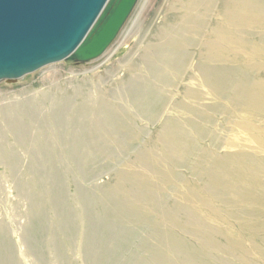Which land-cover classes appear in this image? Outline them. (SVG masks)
<instances>
[{
  "label": "rangeland",
  "instance_id": "1",
  "mask_svg": "<svg viewBox=\"0 0 264 264\" xmlns=\"http://www.w3.org/2000/svg\"><path fill=\"white\" fill-rule=\"evenodd\" d=\"M156 1H137L105 54L87 62H53L20 78L0 81V264H139L146 260L143 241L157 221L153 213H160L168 204L182 205L199 222L206 224L207 233H214L218 247L229 250L228 264L244 262L241 256L246 249H251L249 245L255 249L254 243L247 240L248 236H264V113L260 118L261 131L240 127L244 118L249 120L245 117L247 104L240 98L232 101L229 87H222L211 100L203 101L200 108L209 122L206 133L198 138V149L175 170L165 165L164 152L159 148L150 154L158 169L156 173L135 160L141 158L142 147L153 138L151 131L157 127L156 121L135 119L136 128L149 130L136 137L123 134L116 140H98L95 148L84 152L83 163L78 162L83 158L81 154L67 152L72 149L69 145L73 140L65 138L62 130H49L41 121L44 111L56 108L50 101H54L53 95L58 91H68L76 99L80 94L96 97L99 92L104 93L102 88L114 78L106 74V67L116 62L117 71L122 74L118 60L125 56L131 44L137 43L139 28L156 16H152ZM262 10L264 12V4ZM247 29L251 47L260 54L249 62L255 67L238 69L237 77L245 75L255 83L253 88L262 89V98L257 104L264 109V26L260 29L251 23ZM44 93L50 97L45 96L46 103L39 107L29 136L20 140L6 128L1 117L13 115L15 103L23 105V101H35ZM250 119V123H254L257 117L252 114ZM35 130L41 132V142L35 140ZM48 147L51 153L44 154ZM200 153L225 165L216 167L209 158L208 162L196 166ZM235 153L244 156L240 163L245 166L236 174L241 179L237 181L248 185L249 191L237 185L229 187L226 176L220 179V172H226L230 165L228 155ZM168 169L173 171L172 176L167 174ZM133 172L143 175L138 181L143 190L159 191L161 203L151 205L144 198H138V201L131 203V199L125 201L127 205L123 204L120 192L110 187L118 176L126 178L121 175ZM215 175L219 179L214 180ZM212 187L219 189L217 194L209 190ZM210 199L214 203L207 206ZM129 204L133 209L146 212L138 216L149 218L137 223L138 218L131 214ZM248 222L253 228H246ZM174 232L180 233L177 229ZM181 234L190 243L200 244L194 236ZM229 239L240 244L229 243ZM261 242L256 245L264 252V240ZM213 251L217 256L221 254L220 250ZM253 254H250L253 263L258 264Z\"/></svg>",
  "mask_w": 264,
  "mask_h": 264
},
{
  "label": "bare ground",
  "instance_id": "2",
  "mask_svg": "<svg viewBox=\"0 0 264 264\" xmlns=\"http://www.w3.org/2000/svg\"><path fill=\"white\" fill-rule=\"evenodd\" d=\"M155 4L152 16H156L139 28L137 43L131 44L126 54L124 53L125 56L118 60L122 64L119 66L122 74L117 71L116 62L106 67V74H111L114 78L106 83L107 87L102 88L103 94L99 92L96 97L80 94L76 99L68 91L59 88L57 89L61 91H53L54 101L50 103L56 108L44 111L41 121L49 130H62L65 138L73 140V144H68L72 149L67 152L83 156L84 152L99 144L98 140H116L123 134H129L131 137L145 134V127L136 128L135 119L148 123L156 121L158 125L151 131L153 138L142 147L141 158L135 160L142 165H148L149 169L156 173L158 169L150 154L159 148L164 152L162 160L165 165L175 170L193 150L198 149V138L206 133V124L209 122L200 108L203 101L211 100L225 86L232 90V101L240 98L247 104L245 117L249 120L242 117L244 119L240 127H246L249 131H261L263 121L260 118L264 109L257 102L262 98V89L253 88L252 84L255 83L249 81L245 75L238 78L237 73L238 69L255 67L249 62L260 54L259 50L251 47L247 28L251 23L260 29L264 26V0H157ZM155 18H159L158 22L154 21ZM257 43L255 42L256 47H259ZM106 50L101 55L105 54ZM39 96L35 101H23V105L15 103L12 107L15 109L14 114H3L1 117L7 124L6 128L14 132L20 140L29 136L31 123L35 120L39 107L46 101L45 96L49 95L44 93ZM252 114L257 117L254 123H250ZM202 116L204 119H201ZM185 120L187 127L184 128ZM200 121L202 123H199ZM40 134L39 130H35L37 142H41ZM62 145H65V142ZM49 151L51 147L45 148L44 154L51 153ZM209 158L208 155L200 153L195 165L208 162ZM228 158L230 165L226 172H220V179L226 176L229 187L237 185L249 191L250 187L241 185L237 181L240 177L236 175L245 167L240 163L244 156L235 153L229 154ZM211 160L216 167L225 165L219 160ZM48 162L52 163V160ZM78 162L83 163L84 156ZM171 170L168 169L167 174L172 176ZM121 176L126 178L118 176L110 188L120 192L124 205H127L125 201L132 199V203L133 200L138 201V198H144L145 202L149 201L151 205L161 203L159 191H153L152 188L143 190L138 184L142 174L133 172ZM217 177L219 179V176L215 175L214 180H217ZM212 188L209 190L217 194L219 189ZM223 192L226 193V189ZM145 202L143 203L148 206ZM212 203L214 202L210 199L207 206ZM136 209L130 207L131 214L138 218L137 223L149 218L138 216L146 212ZM153 214L157 216V221L143 241L142 248L146 260L139 264H228L226 258L229 260V250L218 247L214 233L209 235L211 231L207 233V225L199 222V219L192 216L182 205L168 204L160 213ZM245 226L253 228L250 222ZM176 229L179 230L180 237L174 232ZM181 233L194 236L200 244L196 246L190 243ZM247 240L254 243L255 249L252 250V247L248 246L251 249H246L247 252L241 256L244 259L241 264H255L252 255L250 257L252 253L256 254L253 256L258 264H264V252L257 246L262 243L264 236L252 238L250 235ZM228 242L239 243L235 239H229ZM215 249L220 250L222 255L214 254ZM201 256L205 257L204 260L200 259Z\"/></svg>",
  "mask_w": 264,
  "mask_h": 264
},
{
  "label": "water",
  "instance_id": "3",
  "mask_svg": "<svg viewBox=\"0 0 264 264\" xmlns=\"http://www.w3.org/2000/svg\"><path fill=\"white\" fill-rule=\"evenodd\" d=\"M137 0H0V81L99 57Z\"/></svg>",
  "mask_w": 264,
  "mask_h": 264
}]
</instances>
